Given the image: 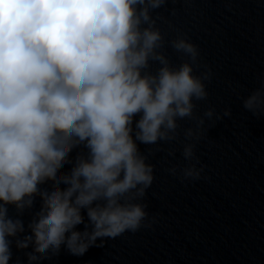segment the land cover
I'll use <instances>...</instances> for the list:
<instances>
[{"label":"clouds","instance_id":"obj_1","mask_svg":"<svg viewBox=\"0 0 264 264\" xmlns=\"http://www.w3.org/2000/svg\"><path fill=\"white\" fill-rule=\"evenodd\" d=\"M165 3L0 0V264H8L13 242L18 249L32 244L27 260L13 264H36L61 245L82 255L97 238L146 226L141 198L153 166L137 141H176L184 159L179 178L200 177L195 147L205 120L214 123L221 113L212 106L197 111V102L207 100L212 70L185 32L165 40L152 14ZM166 44L180 54L179 63L165 54ZM255 79L241 103L260 116L264 71ZM181 120L189 126L181 128ZM77 145L86 153L61 172ZM177 167L168 171L177 174ZM49 178L55 183L40 188ZM37 194L41 206L19 236V214Z\"/></svg>","mask_w":264,"mask_h":264},{"label":"water","instance_id":"obj_2","mask_svg":"<svg viewBox=\"0 0 264 264\" xmlns=\"http://www.w3.org/2000/svg\"><path fill=\"white\" fill-rule=\"evenodd\" d=\"M152 14L159 17L166 41L175 30L185 32L212 70L207 100L197 102V111L212 106L221 118L211 124L205 120L206 131L196 144L197 167L203 165L200 177L179 178L184 159L176 141H137L145 162L153 166V180L141 198L146 226L97 238L82 255L61 245L36 264H264V115L253 116L241 103L264 71V0H166ZM165 54L179 63L180 54L167 44ZM189 124L180 121L181 128ZM86 151L83 145L74 146L60 171L68 172L75 157ZM173 165L177 174L168 171ZM54 183L49 178L39 187ZM41 203L37 194L19 214L24 225L19 236L28 233ZM7 215L17 216L12 205H7ZM81 215L86 222L84 209ZM84 222L75 228L83 230ZM31 247L18 249L13 242L8 264L17 258L26 261Z\"/></svg>","mask_w":264,"mask_h":264}]
</instances>
